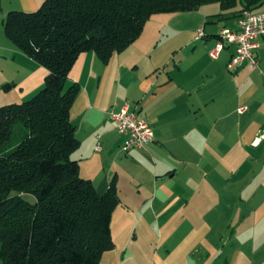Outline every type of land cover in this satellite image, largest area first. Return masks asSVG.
Here are the masks:
<instances>
[{"label":"crops","instance_id":"0c3cea01","mask_svg":"<svg viewBox=\"0 0 264 264\" xmlns=\"http://www.w3.org/2000/svg\"><path fill=\"white\" fill-rule=\"evenodd\" d=\"M44 1L1 0L2 23L10 11L33 12ZM233 12L220 8L211 18L199 14L196 26L176 30L179 37L191 35L170 61L162 60L157 48L147 52V44H140L144 28L109 63L85 52L73 66L70 83L81 86L71 110L81 142L73 158L100 195L115 181L120 196L111 224L115 248L102 255L100 264H264L263 218L250 221L244 233L233 232L227 255L219 252L225 244L210 252L216 240L208 227L210 199L215 200L213 210L237 207L235 220L243 203L248 210H264V200L258 203L256 196L259 189L264 192V169L258 171L264 161V36L257 69L243 65L230 71L233 46L211 57L220 31L237 27ZM201 28L206 38L196 41ZM0 49L5 59L12 56L22 66L19 72L36 63L11 42L0 43ZM143 51L140 62L134 56ZM4 71L0 66V88L11 82ZM31 77L32 72L12 81L20 86L22 101L44 87L43 79L29 83ZM2 99L1 106L8 104ZM126 104L155 132L149 146L128 153L122 152L123 138L109 116ZM243 192L252 195L243 198ZM125 194L132 197L125 199Z\"/></svg>","mask_w":264,"mask_h":264},{"label":"trees","instance_id":"16d2710c","mask_svg":"<svg viewBox=\"0 0 264 264\" xmlns=\"http://www.w3.org/2000/svg\"><path fill=\"white\" fill-rule=\"evenodd\" d=\"M210 4L238 17L264 0H45L7 14L8 38L48 74L33 97L0 106V264H100L115 248L116 183L100 195L73 158L81 142L71 110L81 86L68 85L71 70L85 52L109 63L153 15Z\"/></svg>","mask_w":264,"mask_h":264},{"label":"rangeland","instance_id":"374dc122","mask_svg":"<svg viewBox=\"0 0 264 264\" xmlns=\"http://www.w3.org/2000/svg\"><path fill=\"white\" fill-rule=\"evenodd\" d=\"M1 8H2V5H1V0H0V13H1ZM217 9H220V6L218 4H210V5L203 6L199 11L160 13V14L153 15L145 26L147 33L144 35V37L140 39V44L142 45L144 43L147 44V48H148V50H146L147 52H152V50L157 48L156 53L161 54L162 60L170 61L178 53L181 46L185 42V39L187 38V36L191 35L190 33H187L179 37L176 34V32L180 31L181 29H184L185 31L189 30L190 28L198 24L199 14H204V15L207 14L208 17H210L209 15H212L213 13H215V10ZM2 19L3 18H0V43L5 44V42H11V44H14L8 38L5 32V27H4V23H2ZM203 25L209 27L212 25V23L205 22L203 23ZM203 43H208V41L203 42ZM144 54H145V51H143L139 55L134 56V58L135 59L138 58V60H140L141 62L144 59L142 58ZM130 56L128 55V57ZM0 66L4 67L5 69L4 72L11 78V82L9 83H14L12 82L13 79L20 81L25 76L30 75L31 72H32V77L29 79V83L35 81L36 79H43L45 81L46 75L48 74V69L37 62L33 63V67H30L31 69L28 68V69H24L22 72H19L22 66L19 65L18 62H15L12 56L8 55V58L5 59L4 52L2 51V49H0ZM69 83L70 82H68V85H70ZM16 87L17 86L15 84V86L8 92L2 90V93H0V96H1L0 100H3L2 98H5L8 101L7 102L8 104L6 105L23 102L21 98L22 91L20 90V86L18 88ZM5 94H7V96ZM244 163L245 162H242V165H243L242 168H244L245 166ZM260 165L261 167H259L260 169L258 168V171L264 169V161H261ZM232 166H233V162H230L228 164V168L230 169L232 168ZM208 169L212 170L210 168ZM261 179H264V178L261 177ZM213 185L216 186V183H214ZM258 185L260 186L261 183L258 182ZM242 195L244 198L245 195H252V194H249L248 192H245V193L243 192ZM256 196L258 198V203H261V199L264 200V192H261V189L258 190V192L256 193ZM130 197H132L131 194H125V199H128ZM225 199L231 201V198L229 196H226ZM210 200H211L210 202L212 203L211 210L209 212V218L211 219V222L208 227H209L210 233L216 235V238H215L216 240H212L210 242V246H211L210 252L212 255L215 254L218 250H222V247L225 244L224 252L223 251H219V252H221L220 254L224 253L225 255H227L229 250L231 249L232 242H230L229 239L232 237L233 232L239 231V230L241 231L242 229V232L244 233L250 221L253 222L254 220H259L260 218L264 219V210L260 208L257 210L255 209L248 210L246 208V204L243 203L242 207L240 208V215H239L240 217L235 220L236 213L238 210L237 207L235 208L231 207L227 209L219 208V209L213 210L215 200L214 201L212 199ZM186 227L187 226L183 227V230L186 229ZM249 228H248V231L251 232ZM220 259H222V257H220ZM216 260H219V259H216Z\"/></svg>","mask_w":264,"mask_h":264},{"label":"built area","instance_id":"2783aa9c","mask_svg":"<svg viewBox=\"0 0 264 264\" xmlns=\"http://www.w3.org/2000/svg\"><path fill=\"white\" fill-rule=\"evenodd\" d=\"M264 36V9L244 10L237 18V27L223 28L219 35L215 48L211 52L212 58H217L227 47L233 46L234 53L228 64L230 71L246 65L251 69L260 67L257 55L259 39ZM206 38L203 28L199 29L195 37L196 41ZM110 119L114 122L117 132L123 138L122 152L128 153L134 149H144L154 141L155 132L151 123L140 117L136 108L124 105L118 110H111ZM100 150L101 146L98 145Z\"/></svg>","mask_w":264,"mask_h":264}]
</instances>
